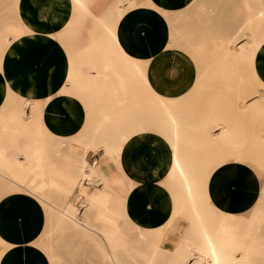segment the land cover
<instances>
[{"label": "crops", "instance_id": "0c3cea01", "mask_svg": "<svg viewBox=\"0 0 264 264\" xmlns=\"http://www.w3.org/2000/svg\"><path fill=\"white\" fill-rule=\"evenodd\" d=\"M247 4L249 0H0V114L23 115L27 104H39L38 113L34 112L41 115L46 130L51 135L72 137L84 123L86 104H117L122 98L120 74L125 67L124 57L149 64L156 57L160 67L166 66L167 72L188 82L193 64L185 52L169 47L171 32L197 21V25L209 23L216 28L224 24L225 31L216 34L228 38L234 34L230 25L234 8L244 11ZM218 9L225 14L224 19H218ZM186 13H192L196 20H180L179 16ZM253 69L264 85V42L254 55ZM128 84L132 89L133 85ZM201 119L202 115H189L194 124H201ZM254 126L264 130V115H225L224 129L230 137L226 156L222 157L225 162L209 174L205 185L206 201L215 213L243 221V217H253L264 210V180L243 160L244 144L250 143ZM220 129H214L213 135H218ZM212 144L210 152L217 150ZM258 145L257 166L264 168V141ZM186 150L195 164L201 162V144L195 138ZM152 151L162 152L161 161L168 153V149H159L158 145L151 149L148 144L136 145L125 157L128 174L131 175L132 164L137 167ZM99 160V167L108 165L106 159ZM160 185L164 186V171L153 176L146 170L141 187L128 197L130 230L158 229L162 234L157 246L162 249L176 245L206 248L199 240L195 218L185 207L179 214L183 220L179 218L176 229H172L178 233L177 241L164 238L163 233L171 230L170 207L174 203L171 205L169 193ZM183 199L178 196V204ZM28 200L20 197L15 201L13 196L5 199L0 235L10 246L0 264H54L41 247L34 245L41 224L38 212L27 207ZM82 212L85 214L86 210ZM262 221L264 225V216ZM147 242L136 245L130 240L129 245L145 248ZM169 257L170 252L163 260ZM115 258L133 264L122 251ZM89 262L100 264L96 260ZM195 263L196 252L189 255L185 264Z\"/></svg>", "mask_w": 264, "mask_h": 264}, {"label": "rangeland", "instance_id": "374dc122", "mask_svg": "<svg viewBox=\"0 0 264 264\" xmlns=\"http://www.w3.org/2000/svg\"><path fill=\"white\" fill-rule=\"evenodd\" d=\"M263 8L264 0H249V4L244 8V11L240 7L234 8L233 14L230 17V19L232 18L233 20L230 25L231 28L234 29V34L228 36V38L226 35L216 34L217 32H221V30L225 31L224 24H220L221 27L216 28L215 25L209 23L197 25V21H195L194 23L184 24V26L177 28L175 32L172 31L169 47H174L185 52L193 64V71L190 72L191 79L188 82L184 83L177 79L174 73L167 72L166 66L162 65V69L158 59L153 57L150 64L149 61H140V66L148 82L147 85L145 82H143L144 85H142L132 71L131 62L133 60H129V62L128 59L124 57L123 61L125 67L120 74L122 87L121 99H125L126 104L131 106V111L121 114L116 113V107L119 102L110 105L86 104L87 115H85L84 123L72 137L65 138L58 135H51L46 128H44L41 115L35 113L36 111L38 113L41 105L27 104L25 112L23 115H20V122L25 126L24 131H13L10 127L3 131L0 129V140L3 144L2 146L9 147L11 143L13 144V142H11L13 136L16 133L19 135L21 134L22 136H20L23 142L25 141L22 143V146H25V152L31 156L35 153L38 162L44 167H31L30 176L25 173V177L22 180L26 190L0 182V224L5 220L2 213L5 211V204L7 203L5 199L7 197L13 196L15 201L20 197H28L29 204H27V207L33 212H38V224H41V231L34 245L41 247L54 264H93L89 262L90 260L99 261L100 264H110L108 257L109 250H116L117 252L122 251L129 260L132 259L133 264H139L127 250L124 248L121 249V245H127L131 248L129 241L134 240L136 242L135 238L138 232L131 231L129 227L131 217L128 209V197H130L133 191L141 187L146 177V170L149 169L153 176H155L158 171H164V186H162L163 189L169 193L171 205L174 203V205L170 207L171 218L169 227L171 230L163 233L164 238L169 237L172 241H177L178 233L176 230L172 229H176L179 218L183 220V215L179 216V214L184 212V207L191 211L195 218L199 238L202 229L208 232L212 230L210 232L212 234L215 232L219 233L217 229H219L222 224H227L229 227L228 231L235 235L236 228L234 224L241 223L243 220L237 217L224 218L222 215L215 213L208 205L204 192L209 174L218 164L225 162L222 157L226 156L225 146L227 142L230 141V137L224 129L225 115H264V85L259 82L257 76L253 73V60L251 58L254 57L255 53L253 54V52L255 51L251 50L253 47L247 49L253 44V41L258 40L257 42H261L264 36V17L259 22L257 19V13ZM205 10L208 9H204V11ZM220 10L221 9H218L217 12L219 15L218 19H224L225 14L223 15ZM179 17L180 20L185 19L187 22L193 19L196 20L192 13H186ZM211 19L213 20L214 17H211ZM208 37L212 38L208 39ZM241 49H247L246 52L249 51L248 53L253 54L249 56V58L252 56L250 59L248 58L249 61L252 60L251 62H248L246 56L238 58L237 51L240 52ZM225 61L227 62L226 64ZM155 74L158 77L157 79ZM128 82L133 85L132 89H129ZM157 85L159 86L157 87ZM166 86L170 87L166 88ZM159 87L161 90L158 89ZM181 90L186 91L188 95H182L179 97L177 103H175V106L180 109V115H178L180 117L179 122H181L179 129L180 153L185 167L191 172V181L193 184L192 194L196 200L193 197V199H190L187 196L180 180L178 181V179L167 175L169 151L168 153H164V161H161V151L147 152L143 163L137 164V167L134 166V164L131 165V175L128 174L126 165L125 167L123 166L124 170H126V177L130 181V191L126 196L127 198L118 196L107 188L97 177H89L90 179L84 177L79 179V171L83 161H86L88 167L101 162V160H99V158H102L101 147H96L91 143H85L88 140L91 130L98 121V115H103L104 113H111L112 115L109 121L107 120L100 128V146H105L113 150L118 149L122 156L124 155V158L136 145L148 144V149L158 145L159 149L160 146L168 149L169 142L171 141V136H169L170 129L166 122V118L160 115L161 111L159 108H152L150 106H145V104H143L141 109H137L136 107L144 100L153 101L155 100V96L165 97L168 95V92L171 93L172 91ZM209 93H213L214 96H209ZM200 94V100L202 99V101L198 100ZM184 96H186V98ZM194 99L198 100V102L196 100L194 102ZM180 100L182 102H180ZM192 104L194 105L192 106ZM104 106L109 107V109H99ZM29 107L30 113H28ZM33 107L35 108L33 109ZM1 115L2 114H0V121H2ZM4 115L9 114L5 113ZM189 115H202L201 124H194L189 120ZM3 121L7 123V120L5 121L4 119ZM251 122L255 123L256 121L251 120ZM254 127V129H251V132H254L255 135L251 133L249 137L250 143L244 144L246 152H244L243 160L245 163L251 165L253 169L256 170V173L264 180V168L257 166V164H260L257 158L258 143L263 145L264 130L258 129L257 126ZM216 128H221L220 133L218 135H213V130ZM2 133L6 134H4L5 137L2 136ZM8 136H10V140H7L6 137ZM194 138L196 142L198 141L201 144V162L196 164L193 162L191 154L186 150L189 145L193 144ZM44 139H46V142L49 144H55L57 147L49 146L44 143ZM20 141L21 140H19V142ZM56 141H58V143ZM212 143L217 146V150L210 152L209 145H213ZM14 150H10V153H14ZM46 152H48V154H46ZM200 163L202 165L197 166ZM70 180L72 181L70 182ZM86 180L93 181L95 186L86 187ZM74 181H76V184L73 183ZM74 186L76 187L74 188ZM162 186L160 185V187ZM31 195H33V197ZM178 196L184 198L183 203L185 202V204L182 202V204H178ZM46 201L51 202L56 210L46 206ZM30 202L32 204H30ZM83 210H86L85 214H83ZM62 213H64V215H61ZM115 213L119 215V222L116 223L117 227L110 219ZM198 217H201L202 220L200 221ZM203 217H205V219H203ZM79 222L104 234L109 241L108 244H105L99 236L79 226ZM36 223L33 224L36 225ZM261 224L259 226L257 240H244L237 237L232 241L230 247L236 249V251H232L234 257H241L242 251L238 249L249 248L254 250L249 257V264L262 263V254H264V225ZM208 227L209 229H207ZM126 237H128L127 241L125 240ZM2 239L3 237L0 235V259L8 249L4 243V239ZM139 242H136V245H138ZM176 248L177 245L175 247L163 249V251L165 250V257L169 252L171 255ZM183 248L186 251L191 249V247L188 248L185 246H183ZM139 249H148V247ZM190 256L192 255L190 254ZM255 256L259 258L255 259ZM119 264L125 263L119 262Z\"/></svg>", "mask_w": 264, "mask_h": 264}, {"label": "bare ground", "instance_id": "6f19581e", "mask_svg": "<svg viewBox=\"0 0 264 264\" xmlns=\"http://www.w3.org/2000/svg\"><path fill=\"white\" fill-rule=\"evenodd\" d=\"M256 4V3H255ZM257 19L258 22L264 17V8L261 9L258 13H257ZM173 32H171L172 35ZM237 33V32H236ZM250 33V32H249ZM248 33V34H249ZM233 37V36H232ZM231 37V38H232ZM252 38V36H251ZM260 39V38H259ZM254 40V39H253ZM258 40L253 41V44L250 45L249 48L247 49H251V47H253V49H251L253 52L256 53L258 47L260 46V44L262 42H264V36L262 37L261 42H257ZM187 45V44H186ZM227 45V44H226ZM229 45V44H228ZM241 47V46H240ZM231 48V47H230ZM246 49V50H247ZM245 49H241V51H237L238 52V58L239 57H243L246 56V58L248 59L249 56L252 53H248L246 52ZM236 52V53H237ZM252 54V55H253ZM232 55V54H231ZM255 55V54H254ZM228 57V56H227ZM226 57V58H227ZM234 57V56H233ZM252 57V56H251ZM250 57V58H251ZM249 58V59H250ZM248 62H251L253 58H251L252 60ZM227 60V59H226ZM129 61V60H128ZM140 61L141 60H133L131 62L132 65V71L135 73V75L138 78V81L140 83L143 84V82L146 83V85L148 84L147 80H146V76L143 73L142 67L140 66ZM223 61V60H222ZM237 61V60H236ZM130 62V61H129ZM253 62V61H252ZM224 63V62H223ZM227 62L225 61V64ZM130 64V63H129ZM221 64V63H220ZM229 64V63H228ZM227 64V65H228ZM233 64V63H232ZM231 64V65H232ZM222 65V64H221ZM220 65V67H221ZM223 66V65H222ZM127 68V67H126ZM238 68V66H237ZM208 70V69H207ZM238 71V70H237ZM155 73V72H154ZM253 73L256 76V73L253 69ZM121 76V75H120ZM160 76V75H159ZM156 79L158 78L157 75L155 74ZM160 78V77H159ZM258 78V77H257ZM257 80V79H256ZM258 81V80H257ZM157 82V81H156ZM155 82V83H156ZM123 84V83H122ZM187 84V83H186ZM159 85H157L158 87ZM164 86V85H163ZM186 86V85H185ZM161 87V85H160ZM160 87L158 89H160ZM170 86H166V88H169ZM218 88V87H217ZM151 90V89H150ZM161 90V89H160ZM152 91V90H151ZM153 92V91H152ZM160 94V92H159ZM182 95H188V93L186 91H172L171 93L168 92V95L165 97L162 96H155V100L151 101V100H144L142 103L138 104V106L136 107L137 109H141V107H143V104H145V106H150L152 108H159V110L161 111L162 116H164L166 118V122L168 124V127L170 129V133L169 136H171V141L169 142V147H168V170H167V175L169 177H174L175 179H178V181L180 180L182 182L181 185H183L184 190L187 194V196L190 199H193V184L191 181V172L189 171L188 168L185 167L183 160H182V156L180 153V123L179 119L180 117L178 115H180V109L179 107L177 108L175 106V103H177V101L179 100V97H181ZM214 96L213 93H209V96ZM200 96L199 95V99L200 100ZM177 97V98H176ZM186 98V96H184ZM189 98V97H188ZM202 98V97H201ZM185 100V99H184ZM196 99H194L195 102ZM198 100H196L198 102ZM202 101V99L200 100ZM180 102H182L180 100ZM186 102V101H185ZM203 103V102H201ZM189 104V103H188ZM158 105V106H157ZM178 105V104H177ZM194 104H192L193 106ZM181 106V105H179ZM35 107H33L34 109ZM149 109V108H148ZM151 109V108H150ZM192 109V108H191ZM195 109V106H194ZM192 109V110H194ZM131 111V106H128L126 104L125 99H120L118 106L116 107V113H128ZM184 111V110H183ZM182 111V112H183ZM190 111V110H189ZM159 113V112H158ZM33 114V113H32ZM192 114V112H191ZM182 115V114H181ZM111 113H104L103 115H98V121L95 125V127L91 130L90 135L88 137V140L85 143H91L93 145H95L96 147H101L100 149H102V158L106 159L108 162L107 166L104 167H99L98 164H94L93 166L88 167L86 161H83L81 169H80V175H79V179H82L84 177H90V178H99L101 180V182L104 183V185L109 188L110 190H112L114 193H116L118 196L122 195L125 197L128 195L129 191H130V181L129 179L126 177V170H124L123 166L125 167V158L122 156L121 152L117 149V150H113L110 148H107L105 146H100V128L102 126V124L104 125V123L111 117ZM115 116V115H114ZM119 116V115H118ZM36 117V116H35ZM34 117V118H35ZM20 115H1V119L2 121H0V129L3 131L5 129H7L8 127H10L13 131H24L25 126H23L22 122H20ZM37 118V117H36ZM5 119V121L7 120V123L4 122L3 120ZM186 120V119H185ZM181 121V120H180ZM10 122V123H9ZM10 124V125H9ZM29 125V124H28ZM31 125V124H30ZM134 125V124H133ZM165 126V125H164ZM209 126V125H208ZM31 128V127H30ZM34 128V127H33ZM45 128V126H44ZM202 128V127H201ZM10 129V130H11ZM9 131V130H8ZM44 131V130H43ZM198 131V130H197ZM22 133V132H21ZM5 133H2V136H4ZM7 134V132H6ZM5 134V135H6ZM9 134V133H8ZM11 134V133H10ZM25 134V132H24ZM21 135V134H20ZM18 133H16L11 142H13V144L11 143L9 145V147H5L2 146L3 144L1 143L0 140V182L5 183V184H9V185H13L16 186L20 189H25V185L23 183L24 177H25V173L29 174L28 176H30V169L31 167H44L41 165L40 162H38V158L36 157L35 153L31 156L29 154H27V152H25L26 150H24L25 146H22L23 140H22V135L20 136ZM33 135V133H32ZM44 135V132H43ZM25 136V135H23ZM38 136V135H37ZM35 136V137H37ZM5 137V136H4ZM10 136L6 137L7 140L9 139ZM33 138V137H32ZM122 138V137H121ZM1 139V138H0ZM19 140H21L19 142ZM26 140V139H25ZM57 140V139H56ZM133 140V139H132ZM35 141V139H34ZM33 141V142H34ZM32 142V143H33ZM44 143L48 144L49 146H55V144H49L48 142H46V139L43 140ZM58 143V141H56ZM10 143V141H9ZM31 143V145H32ZM56 143V144H57ZM27 144V143H26ZM25 144V145H26ZM20 145V146H19ZM36 145V144H35ZM58 145V144H57ZM78 145V144H77ZM105 145V144H104ZM116 146V145H115ZM13 147V148H11ZM47 147V146H46ZM45 147V148H46ZM92 147V146H91ZM119 147V146H118ZM117 147V148H118ZM84 148V147H83ZM16 149V150H14ZM28 149V148H26ZM30 149V148H29ZM48 149V147H47ZM10 150H14V153H10ZM49 150V149H48ZM55 151V150H54ZM73 151V150H72ZM81 151V150H80ZM85 151V150H84ZM122 151V150H121ZM29 153V152H28ZM72 153V152H71ZM70 153V154H71ZM123 153V151H122ZM43 154V153H42ZM46 154H48V152H46ZM77 154V153H76ZM44 155V154H43ZM42 155V156H43ZM52 155V154H51ZM57 155V154H56ZM73 155V154H72ZM71 155V156H72ZM75 155V154H74ZM85 155V154H83ZM47 156V155H46ZM77 156V155H76ZM55 157V156H54ZM47 158V157H46ZM83 159V158H82ZM74 160V159H73ZM48 161V160H47ZM72 161V159H71ZM185 161V160H184ZM78 162V161H77ZM48 163V162H47ZM75 163V162H74ZM78 164V163H77ZM153 164V163H152ZM155 164V163H154ZM45 165V164H44ZM73 165V164H72ZM5 166V167H4ZM48 166V164H47ZM46 166V167H47ZM75 166V165H74ZM80 166V165H79ZM122 166V167H121ZM78 168V167H77ZM99 168V169H98ZM212 168V167H211ZM48 169V168H47ZM75 169V168H74ZM46 170V169H45ZM74 173V171H73ZM205 173V172H204ZM208 174V173H207ZM45 175V174H44ZM77 175V173H76ZM27 176V175H26ZM27 176V177H28ZM74 176V175H73ZM78 178V177H77ZM89 178V179H90ZM98 179V180H99ZM40 180V179H39ZM44 180V178H43ZM49 180V179H48ZM78 180V179H77ZM141 180V179H140ZM41 181V180H40ZM72 180H70L71 182ZM68 182V181H67ZM69 182V183H70ZM73 183L76 184V181H74ZM66 184V183H65ZM48 185V184H47ZM46 185V186H47ZM135 185V184H134ZM49 186V185H48ZM85 186L86 187H94L95 183L93 181L90 180H86L85 181ZM104 186V187H105ZM203 186V185H202ZM30 187V186H29ZM38 187V186H37ZM76 186H74L75 188ZM31 189V188H30ZM264 189V188H263ZM15 190V189H14ZM26 190V189H25ZM108 190V189H107ZM105 191V190H104ZM203 191V190H202ZM104 193V192H103ZM205 193V192H204ZM201 194V193H200ZM199 194V195H200ZM67 195V194H66ZM262 195V194H261ZM33 197V195H31ZM69 196V195H68ZM92 196V195H91ZM94 196V195H93ZM107 196V195H106ZM109 196V195H108ZM201 196V195H200ZM35 197V196H34ZM112 197V196H111ZM114 197V195H113ZM187 197V198H188ZM193 197V198H192ZM66 198V197H64ZM115 199V198H114ZM195 199V198H194ZM96 200V199H95ZM102 200V199H101ZM116 200V199H115ZM187 200V199H186ZM185 200V201H186ZM196 200V199H195ZM200 200V199H199ZM111 201V200H110ZM192 201V200H191ZM194 201V200H193ZM42 202V201H41ZM55 203V202H54ZM121 203V202H120ZM123 203V202H122ZM183 203V201H182ZM198 203V202H197ZM44 204V203H42ZM68 204V203H67ZM185 204V202L183 203ZM196 204V203H195ZM194 204V205H195ZM45 205L48 206L49 208H52L53 210H56L54 208V206L51 204V202L46 201ZM112 205V204H111ZM114 206V205H113ZM126 206V205H125ZM185 206V205H183ZM182 206V208H183ZM193 206V205H192ZM259 206V205H258ZM194 207V206H193ZM199 207V206H198ZM197 207V208H198ZM176 208V207H175ZM195 208V207H194ZM260 208V207H257ZM196 209V208H195ZM201 209V208H200ZM261 209V208H260ZM107 210V209H106ZM195 211V210H194ZM193 211V213H194ZM55 212V211H54ZM66 212V211H65ZM197 212V211H196ZM254 212V211H253ZM120 213V212H119ZM196 214V213H195ZM61 215H64V213H62ZM106 215V214H105ZM197 215V214H196ZM214 216V214H213ZM264 216V210H261V212L258 213V215L256 216H251V217H246L244 219V221H241V223H236L234 224V227L236 228V234L233 235L228 231V225L227 224H222L221 227L217 230H219V233H210L212 230V228L209 230L210 232L206 231L205 229H202V233L201 236L199 238V240L201 241V243L206 244V248H192L188 251L184 250V248H177L172 252V254L170 255L169 259H164V255H165V250L163 251V249L159 248L158 245V241L161 240V232L158 229H151V230H147V231H139L136 234V242L139 241H148L147 242V247L148 249H139L136 247H128L127 245L123 246L121 245V249L124 248L125 250L128 251V253H130L135 261H140L141 264H185V262L188 259V255H192L194 252L197 253V263L195 264H249L248 260L249 257L252 255V252L254 250L249 249V248H243V249H238L239 251H242L241 253V257L240 258H235L233 256L232 251H236V249H232V247H230L231 243L233 240H235L237 237L244 239V240H257V236H258V230H259V226L260 224L263 222ZM224 218H226L225 216H223ZM106 218V217H105ZM199 220L201 221V217H198ZM210 218V217H209ZM111 221L113 222V224L117 227V222H119V215L117 213L113 214L110 217ZM203 219H205V217H203ZM240 220H242V218H238ZM81 220V219H78ZM97 220V219H96ZM121 220V219H120ZM198 220V219H197ZM198 220V221H199ZM222 221V219H221ZM244 222V223H242ZM201 223V222H200ZM199 223V224H200ZM106 224V223H105ZM211 224V223H210ZM263 224V223H262ZM79 226H81L84 229H87L88 232L95 234L97 236H99V238L105 242V244H108V240L106 238V236L104 234L99 233L97 230L91 228L88 225H85L84 223H80L78 224ZM233 226V225H232ZM109 227V226H108ZM205 228V227H204ZM148 229V228H145ZM209 229V227L207 228ZM214 229V228H213ZM199 230H200V226H199ZM238 231H242L241 233ZM111 238V237H110ZM113 238V237H112ZM115 239V238H114ZM128 237H126V241H127ZM3 240V239H2ZM5 241V240H4ZM115 241V240H114ZM125 242V241H124ZM3 243V242H2ZM7 246V248L10 246L9 243H7L6 241L4 242ZM3 243V244H4ZM4 244V245H5ZM125 244V243H124ZM146 248V247H145ZM116 250H109L108 252V257H109V261L110 264H119V261L115 258L116 257ZM263 252V251H262ZM18 253V252H17ZM125 254V253H124ZM129 254V255H130ZM128 255V256H129ZM262 263L264 264V254H262ZM257 258H259L258 256H255ZM132 258V257H131ZM252 259V258H251ZM254 259V260H255ZM208 260H210L211 263H208ZM134 261V262H135ZM256 261V260H255ZM259 261V260H258ZM27 262V261H26ZM25 263V262H24ZM258 263V262H257ZM31 264V263H30Z\"/></svg>", "mask_w": 264, "mask_h": 264}]
</instances>
